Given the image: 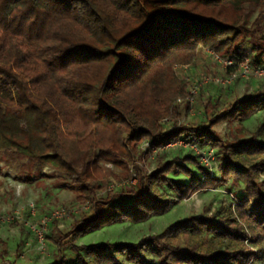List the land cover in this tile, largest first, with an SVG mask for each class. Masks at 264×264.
<instances>
[{"label": "trees", "instance_id": "1", "mask_svg": "<svg viewBox=\"0 0 264 264\" xmlns=\"http://www.w3.org/2000/svg\"><path fill=\"white\" fill-rule=\"evenodd\" d=\"M263 12L264 0H0V153L50 166L76 200L88 204L69 231L51 228L45 236L67 246L75 264H91L81 251L98 264H248L261 258L264 140L255 134L224 139L214 127L264 109V84L234 101L196 98L203 114L197 126L178 122L173 101L190 85L177 67L192 64L198 47L230 60L229 74L244 61L264 68ZM178 140L216 149L218 173L190 149L172 148L183 153L166 159L163 147ZM150 154L156 166L143 174L136 159ZM104 164L133 169L134 185L98 197ZM170 173L184 174L188 183ZM228 181L242 187L235 210L247 231L235 221L197 214L137 242H72L105 226L166 213L175 201L159 199L153 186L185 199ZM200 234L203 241L208 235L237 247L202 250L172 242ZM245 240L258 249L246 247Z\"/></svg>", "mask_w": 264, "mask_h": 264}, {"label": "rangeland", "instance_id": "2", "mask_svg": "<svg viewBox=\"0 0 264 264\" xmlns=\"http://www.w3.org/2000/svg\"><path fill=\"white\" fill-rule=\"evenodd\" d=\"M256 15V14H255ZM260 32L264 35V12L260 26ZM198 57L192 64L177 67L178 75L190 82L187 92L194 84L198 85L192 100L190 93L177 97L173 104L181 113L179 123L189 126H197L203 120L201 104L207 96L218 97L221 102L234 101L244 94L250 93L257 86L264 84V73L262 75L249 74L248 76H235L230 84L221 87L213 84L216 79H226L231 74L226 73L228 66L221 58L215 60L207 49L197 48ZM224 60V61H223ZM238 70V69H237ZM188 94V95H187ZM168 127L172 128V121ZM214 129L222 138H230L234 135L250 137L255 134L260 140H264V109L240 123H219ZM216 149H214V153ZM165 158L171 159L182 150L174 151L172 148L164 150ZM194 152H192L193 154ZM195 154V153H194ZM196 155V154H195ZM0 217L12 220L2 223L0 221V264H57L63 261L65 264H75V254L66 246L56 245L45 236L49 230L66 233L73 226L76 219L80 217L83 209L88 204H80L76 200V193L63 185V179L50 166L43 165L36 160L26 158H12L0 153ZM247 162L245 158L242 162ZM135 164L143 174L150 173L156 166L154 154L136 159ZM219 159L214 154L210 165L211 173H218L217 166ZM189 167L196 175L201 176L200 171L190 165ZM106 178L99 182L101 188L98 190V197H104L107 191H111L121 185H134L130 180L133 178L134 170L127 172L111 166L102 165ZM216 175V174H215ZM31 177V180H22L24 177ZM169 176L177 182L188 183V178L182 173H170ZM260 181H264V172L258 174ZM152 192L159 199L174 200L169 210L161 215L150 217L140 223H119L102 227L87 233L86 235L73 238L72 242L78 246H85L92 243L106 242H137L140 238L160 233L168 224L184 219L191 215L201 214L204 217L214 216L216 219H229L241 225L247 231L246 223L242 222L235 210V203L243 196L241 185L227 183L212 189L200 190L185 199H177L171 190L166 187H152ZM115 201L129 202L123 198H116ZM43 229L42 238L39 239L37 231ZM204 234L186 237V239H174L173 243L196 244L200 249L223 250L235 249L237 244L225 239H218L207 235L203 241ZM243 244L250 249H258L245 240ZM83 256L91 264L95 263L91 257ZM122 259V258H121ZM122 261L125 264H129ZM248 264H264V252L261 258L252 260Z\"/></svg>", "mask_w": 264, "mask_h": 264}, {"label": "built area", "instance_id": "3", "mask_svg": "<svg viewBox=\"0 0 264 264\" xmlns=\"http://www.w3.org/2000/svg\"><path fill=\"white\" fill-rule=\"evenodd\" d=\"M207 51L212 54V56L214 57L215 60L222 61L221 58L218 55L214 54L212 51H209V50H207ZM224 62L228 66H230L231 63H232L230 60H225ZM263 73H264V68L254 67L251 64H249L247 61H244L243 63H241L239 65L238 70L235 73L231 74L230 77H228L226 79H216V80H214L213 84L221 86V87H225L226 85L231 83L232 78L235 77V76H243V77H245V76H248L249 74L262 75ZM196 84H194L192 86V88L189 89L188 92H187V93H190V96H189V99L191 98L190 100H192L191 94L195 95L196 92H197L198 85H196ZM167 121H168L167 118H164L162 120V122H167ZM175 147L176 148L192 150L198 156L200 163L203 166L207 167L210 172H212L211 169H210V165H211V163H212V161L214 159V150L212 148H210V147L199 148V147H197L194 144H191V143H188V142H184L182 140H178V141H175V142H170V143L166 144L163 148L168 149V148H175ZM132 176H133V178L130 181L134 182L136 180L135 173H132ZM12 219H13V217H10V218H7V217L6 218H2V217H0V221L2 223L6 222V221H9V220H12ZM42 230L43 229H39L37 231V236L39 237V239L42 238V234H43Z\"/></svg>", "mask_w": 264, "mask_h": 264}]
</instances>
